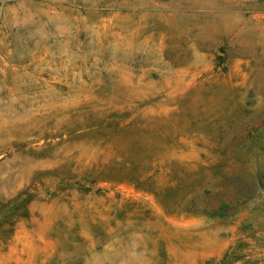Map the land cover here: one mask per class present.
<instances>
[{
  "label": "rangeland",
  "instance_id": "obj_1",
  "mask_svg": "<svg viewBox=\"0 0 264 264\" xmlns=\"http://www.w3.org/2000/svg\"><path fill=\"white\" fill-rule=\"evenodd\" d=\"M0 264H264V0H0Z\"/></svg>",
  "mask_w": 264,
  "mask_h": 264
},
{
  "label": "bare ground",
  "instance_id": "obj_2",
  "mask_svg": "<svg viewBox=\"0 0 264 264\" xmlns=\"http://www.w3.org/2000/svg\"><path fill=\"white\" fill-rule=\"evenodd\" d=\"M140 259V258H139Z\"/></svg>",
  "mask_w": 264,
  "mask_h": 264
}]
</instances>
